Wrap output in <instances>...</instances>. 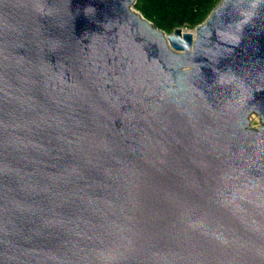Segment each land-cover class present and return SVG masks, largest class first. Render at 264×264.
Wrapping results in <instances>:
<instances>
[{"label":"water","instance_id":"obj_1","mask_svg":"<svg viewBox=\"0 0 264 264\" xmlns=\"http://www.w3.org/2000/svg\"><path fill=\"white\" fill-rule=\"evenodd\" d=\"M136 6L0 0V264H264V0Z\"/></svg>","mask_w":264,"mask_h":264},{"label":"trees","instance_id":"obj_2","mask_svg":"<svg viewBox=\"0 0 264 264\" xmlns=\"http://www.w3.org/2000/svg\"><path fill=\"white\" fill-rule=\"evenodd\" d=\"M222 0H137L136 10L159 29H195L203 24Z\"/></svg>","mask_w":264,"mask_h":264},{"label":"rangeland","instance_id":"obj_3","mask_svg":"<svg viewBox=\"0 0 264 264\" xmlns=\"http://www.w3.org/2000/svg\"><path fill=\"white\" fill-rule=\"evenodd\" d=\"M137 12H138V11H137ZM182 29H183V32H185V33H194V31H195V29H190V28H188V27H183ZM174 31H175V30H174ZM174 31H173V32H174ZM173 32H171V33H167V34H172ZM259 125H260V118L254 116V117L252 118V126H253V127H258Z\"/></svg>","mask_w":264,"mask_h":264}]
</instances>
